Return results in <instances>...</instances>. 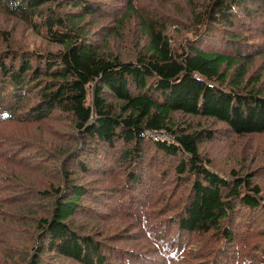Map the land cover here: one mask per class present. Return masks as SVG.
Segmentation results:
<instances>
[{
	"label": "trees",
	"instance_id": "trees-1",
	"mask_svg": "<svg viewBox=\"0 0 264 264\" xmlns=\"http://www.w3.org/2000/svg\"><path fill=\"white\" fill-rule=\"evenodd\" d=\"M260 135L264 0H0V264H264Z\"/></svg>",
	"mask_w": 264,
	"mask_h": 264
},
{
	"label": "rangeland",
	"instance_id": "rangeland-1",
	"mask_svg": "<svg viewBox=\"0 0 264 264\" xmlns=\"http://www.w3.org/2000/svg\"><path fill=\"white\" fill-rule=\"evenodd\" d=\"M32 39H34L37 44L46 45V42L42 38H32ZM164 135H167V134L165 133ZM263 136L264 135H260V136H256L255 138L258 140V138H262ZM231 143H232L231 137L225 135V139H221L220 141L216 142L210 147L205 146L204 148L211 156H214V161L218 165H221V166L230 165L231 166V161L228 160L230 159V157H228V148H227V146H229ZM249 157L251 158V156ZM261 160H264V156L258 155L257 158L254 160V162L248 164L247 167H249V165H251V167L259 166L260 165L259 162ZM236 165H240V164H236ZM260 180L264 185V178Z\"/></svg>",
	"mask_w": 264,
	"mask_h": 264
},
{
	"label": "built area",
	"instance_id": "built-area-1",
	"mask_svg": "<svg viewBox=\"0 0 264 264\" xmlns=\"http://www.w3.org/2000/svg\"><path fill=\"white\" fill-rule=\"evenodd\" d=\"M165 132L164 131H161V132H156L155 135H157L156 138H161V139H170V136L167 134V135H164Z\"/></svg>",
	"mask_w": 264,
	"mask_h": 264
}]
</instances>
